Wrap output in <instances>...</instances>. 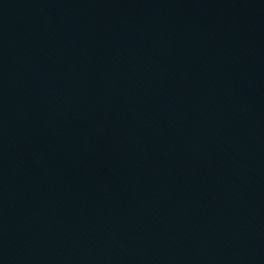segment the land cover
<instances>
[{"label":"water","instance_id":"95a60500","mask_svg":"<svg viewBox=\"0 0 264 264\" xmlns=\"http://www.w3.org/2000/svg\"><path fill=\"white\" fill-rule=\"evenodd\" d=\"M0 264H264V0H0Z\"/></svg>","mask_w":264,"mask_h":264}]
</instances>
